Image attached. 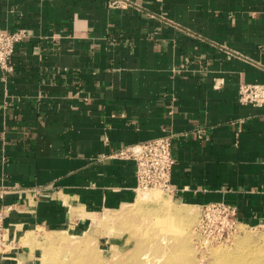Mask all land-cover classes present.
<instances>
[{
  "label": "crops",
  "instance_id": "0c3cea01",
  "mask_svg": "<svg viewBox=\"0 0 264 264\" xmlns=\"http://www.w3.org/2000/svg\"><path fill=\"white\" fill-rule=\"evenodd\" d=\"M20 29L0 66V264L133 202L137 162L110 154L164 134L177 200L264 226V105L240 100L264 83V0H0V31Z\"/></svg>",
  "mask_w": 264,
  "mask_h": 264
},
{
  "label": "rangeland",
  "instance_id": "374dc122",
  "mask_svg": "<svg viewBox=\"0 0 264 264\" xmlns=\"http://www.w3.org/2000/svg\"><path fill=\"white\" fill-rule=\"evenodd\" d=\"M151 191L166 202L140 201ZM95 217L90 229L29 232L37 263L264 264L263 225L239 222L218 205L185 204L166 188H139L133 202Z\"/></svg>",
  "mask_w": 264,
  "mask_h": 264
},
{
  "label": "built area",
  "instance_id": "2783aa9c",
  "mask_svg": "<svg viewBox=\"0 0 264 264\" xmlns=\"http://www.w3.org/2000/svg\"><path fill=\"white\" fill-rule=\"evenodd\" d=\"M27 32L23 29L0 31V66L11 70L12 59L15 54L16 44L26 36ZM240 100L243 103L254 105H264V83L243 82L240 85ZM199 131L205 130L200 127ZM111 156L132 158L137 162V189L139 188H166L170 190V180L174 157L172 153V136L164 134L156 138L143 140L137 143L124 146ZM218 205L225 210L232 211V217L236 219V211L233 207L221 203H209ZM10 207L0 208V252L6 250L8 245L7 228L5 219Z\"/></svg>",
  "mask_w": 264,
  "mask_h": 264
},
{
  "label": "bare ground",
  "instance_id": "6f19581e",
  "mask_svg": "<svg viewBox=\"0 0 264 264\" xmlns=\"http://www.w3.org/2000/svg\"><path fill=\"white\" fill-rule=\"evenodd\" d=\"M149 191V190H148ZM145 194V193H144ZM144 197V198H143ZM141 196L140 197V201H144V200H147V199H150L151 201H160V202H166V199H167V197H164L162 194H157L156 192H153V191H151L150 193H149V196ZM169 204V203H168ZM169 209L170 210H172V212H174L175 214H181V213H184L183 212V209L182 208H180V207H170V204H169ZM147 255V254H146ZM137 256V255H136ZM147 257V256H146ZM145 257V258H146ZM134 258V257H133ZM149 257H147L146 259H148ZM135 259H136V257H135ZM139 261V260H138ZM146 261V260H145ZM127 263V261H124L123 263ZM147 264H151V263H153V261L150 259V260H147V262H146ZM146 263H144V262H138V264H146ZM114 264V263H113ZM116 264H120V262L119 263H117L116 262ZM135 264H137V262L135 263ZM167 264V263H166Z\"/></svg>",
  "mask_w": 264,
  "mask_h": 264
}]
</instances>
